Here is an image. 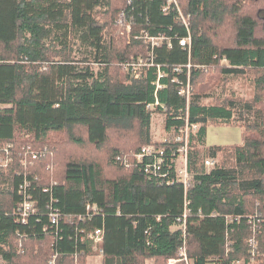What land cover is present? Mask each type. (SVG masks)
I'll use <instances>...</instances> for the list:
<instances>
[{
	"label": "trees",
	"instance_id": "trees-1",
	"mask_svg": "<svg viewBox=\"0 0 264 264\" xmlns=\"http://www.w3.org/2000/svg\"><path fill=\"white\" fill-rule=\"evenodd\" d=\"M178 2L0 0V264H264V0Z\"/></svg>",
	"mask_w": 264,
	"mask_h": 264
},
{
	"label": "rangeland",
	"instance_id": "rangeland-1",
	"mask_svg": "<svg viewBox=\"0 0 264 264\" xmlns=\"http://www.w3.org/2000/svg\"><path fill=\"white\" fill-rule=\"evenodd\" d=\"M119 21H125L124 17L122 16V18ZM126 25H121V28H123L124 32H126L128 35L129 33L126 30ZM128 29V26H127ZM119 30V28H118ZM135 30V29H134ZM139 29L135 30V32H137V34L139 33ZM114 33H116V30L114 31ZM143 39L144 44H146V52L145 54H140L138 56L133 55L132 58L136 59L137 61L140 62V64H144V58L147 56L148 53V44L150 43L151 40L147 39L146 37H140ZM161 43V40H158ZM150 46V44H149ZM152 46V44H151ZM250 81H252V77H239V78H235L232 81V84H230L227 87V91L228 89H232L234 91H236V94L245 98H249L252 95V84L250 83ZM224 85V84H223ZM164 122V118L157 114L154 116L153 119V123H152V133L154 135V138L156 140H163L166 139L167 137V132L165 130V127L163 125ZM243 142V131H242V127L238 126V125H232V126H227V125H219V126H212L208 129V134H207V143L209 145H231V144H235V143H242ZM38 151V150H37ZM50 154H55V150H50L49 151ZM218 162L220 161V156H218ZM22 163V162H21ZM184 161L183 159H179V161L177 162V167L178 170L179 169H183L182 165H183ZM34 167V165H28V169ZM184 170V169H183ZM185 176V175H184ZM186 177V176H185ZM174 259L169 260L168 263H170L171 261H173ZM177 260V259H175ZM87 264H102V256H95V257H91L89 258V260H87ZM148 264H155V262H150ZM175 264V263H174ZM244 264V263H241ZM251 264H255V263H251Z\"/></svg>",
	"mask_w": 264,
	"mask_h": 264
},
{
	"label": "built area",
	"instance_id": "built-area-1",
	"mask_svg": "<svg viewBox=\"0 0 264 264\" xmlns=\"http://www.w3.org/2000/svg\"><path fill=\"white\" fill-rule=\"evenodd\" d=\"M130 0H128V2H129ZM172 5H174L175 7H176V10H177V12L180 14V16H181V18L183 19V21L186 23V24H188L187 23V18L185 17V16H183V12H182V10H181V7H180V4H179V2H178V0H168V5L164 8V11L165 12H169L170 11V8H171V6ZM172 9H173V7H172ZM122 16L126 19V17H125V14L124 13H122ZM127 26H128V29H127ZM126 30H127V32L129 33V35H130V33H131V31H132V22L131 21H129L128 23H127V25H126ZM141 34H143V31H141ZM140 37H146L147 39H149V40H151L150 42H151V44H152V46H155V45H158V44H160V42L158 41V40H161V42H162V39H163V37H151V36H149L148 34L146 35V36H137V38H140ZM190 40L191 39H189V38H185V39H182L181 40V45H183V46H185V45H187V44H189L190 45ZM150 51V50H149ZM160 76H162V74H160ZM177 81L179 82V80L177 79ZM181 93L182 94H187L188 96L190 95V93H191V86H190V83L188 84V88L187 89H185V88H183V89H181ZM47 150V149H46ZM143 152H145V153H150V152H152V148L150 147V146H146V147H144L143 148V150H142ZM11 153V152H10ZM40 155H41V152L40 151H33V150H28V151H26V153H25V156H24V159L22 160L21 159V162H22V164L25 166V167H27V165H28V163H29V159L30 158H32L33 160H36V159H38L39 157H40ZM143 155L144 154H139L137 157H138V159H142V157H143ZM184 161V163H183V165H182V167H183V169H179L178 170V173H179V178L180 179H182L183 181H184V183H187L188 182V180H189V178H190V176H189V174H188V172H187V167H186V156H185V159L183 160ZM9 162H12V157L10 158L8 155L7 156H0V165H7ZM124 162L125 163H127V160H125L124 159ZM214 161H212V160H207V164L208 165H214ZM186 177H185V176ZM18 211H19V213L21 214L20 216H21V218L24 220V221H26V219L28 218V216H29V214L30 213H32V212H35V210H36V208H35V203L33 202V201H29V200H27V199H25L23 202H21L20 204H19V206H18V209H17ZM100 230H97V232H96V234H97V236H99V234H100ZM20 245H22V239L20 240ZM181 256H184V258H186V254H185V252H182L181 254H180ZM178 260H173V261H171L169 264H174V263H176ZM189 261V260H188ZM188 263V262H187ZM50 264H55V262L53 261V262H50Z\"/></svg>",
	"mask_w": 264,
	"mask_h": 264
},
{
	"label": "bare ground",
	"instance_id": "bare-ground-1",
	"mask_svg": "<svg viewBox=\"0 0 264 264\" xmlns=\"http://www.w3.org/2000/svg\"><path fill=\"white\" fill-rule=\"evenodd\" d=\"M185 146H187V145H185ZM185 156H186V153H185V151H183L182 152V155H181V158L184 160L185 159ZM207 160H212V161H214L215 163H216V160H214V159H207ZM207 160H206V166L208 167V168H210V167H212L213 165H208L207 164ZM214 163V164H215ZM237 262H240V261H237ZM177 263V262H176ZM187 264H194L193 262H190V261H188V263Z\"/></svg>",
	"mask_w": 264,
	"mask_h": 264
}]
</instances>
